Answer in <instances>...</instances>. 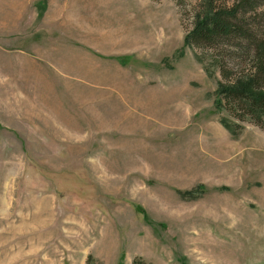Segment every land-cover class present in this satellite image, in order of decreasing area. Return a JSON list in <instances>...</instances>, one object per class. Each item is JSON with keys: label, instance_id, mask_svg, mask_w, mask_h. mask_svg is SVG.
Returning <instances> with one entry per match:
<instances>
[{"label": "rangeland", "instance_id": "374dc122", "mask_svg": "<svg viewBox=\"0 0 264 264\" xmlns=\"http://www.w3.org/2000/svg\"><path fill=\"white\" fill-rule=\"evenodd\" d=\"M206 7L0 0V264H264V125L216 108L248 66L185 43Z\"/></svg>", "mask_w": 264, "mask_h": 264}, {"label": "trees", "instance_id": "16d2710c", "mask_svg": "<svg viewBox=\"0 0 264 264\" xmlns=\"http://www.w3.org/2000/svg\"><path fill=\"white\" fill-rule=\"evenodd\" d=\"M260 0H239L232 6L218 7L216 0H207L206 9L196 16L193 29L185 35L186 44H195L210 49L224 47L248 66L246 75L232 78L230 68L219 63L221 79L215 90L217 109L226 110L232 117L250 120L264 125V25L252 20L257 2ZM264 1V0H263ZM250 11H252L250 13ZM264 22V20H263ZM262 22V23H263ZM247 70V67L245 68ZM229 130L230 123L221 119ZM195 198L193 191L181 192ZM86 264H91L90 256Z\"/></svg>", "mask_w": 264, "mask_h": 264}, {"label": "crops", "instance_id": "0c3cea01", "mask_svg": "<svg viewBox=\"0 0 264 264\" xmlns=\"http://www.w3.org/2000/svg\"><path fill=\"white\" fill-rule=\"evenodd\" d=\"M219 132H221V131H219ZM195 151V150H194Z\"/></svg>", "mask_w": 264, "mask_h": 264}]
</instances>
